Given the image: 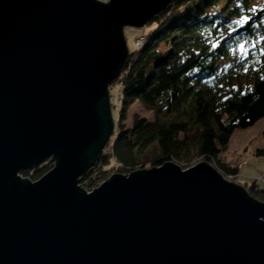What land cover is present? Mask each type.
<instances>
[{
  "label": "water",
  "instance_id": "95a60500",
  "mask_svg": "<svg viewBox=\"0 0 264 264\" xmlns=\"http://www.w3.org/2000/svg\"><path fill=\"white\" fill-rule=\"evenodd\" d=\"M173 1L0 0V264H264V202L206 162L80 185L115 135L125 30Z\"/></svg>",
  "mask_w": 264,
  "mask_h": 264
},
{
  "label": "trees",
  "instance_id": "16d2710c",
  "mask_svg": "<svg viewBox=\"0 0 264 264\" xmlns=\"http://www.w3.org/2000/svg\"><path fill=\"white\" fill-rule=\"evenodd\" d=\"M241 15L252 17L243 28L232 23ZM146 29L137 38L143 44L129 51L113 83L120 87L115 135L80 185L92 191L113 167L130 174L169 162L184 165L194 155L236 179L238 168L221 155L235 131L264 118V41L246 60L233 49L245 39L264 36V0H174ZM137 102L154 118H134L125 126L128 110ZM257 154L264 155V149ZM52 168L46 160L21 176L36 182ZM245 189L264 202V186L257 180Z\"/></svg>",
  "mask_w": 264,
  "mask_h": 264
},
{
  "label": "rangeland",
  "instance_id": "374dc122",
  "mask_svg": "<svg viewBox=\"0 0 264 264\" xmlns=\"http://www.w3.org/2000/svg\"><path fill=\"white\" fill-rule=\"evenodd\" d=\"M99 1L108 2L109 0H99ZM146 28L147 26L142 29L127 28L125 30V37L127 40L129 51L134 50V48L137 45V38L144 35L148 31ZM138 44L139 45H137V47L141 46L143 44V40L141 39V41H139ZM119 91H120V87L118 84L111 85L110 101H111V106L114 105L112 106V114L115 122V130L118 125L117 106L119 105L118 102V96L120 95ZM134 118H144L147 120H152L154 118V114L146 110L144 107H142L140 103L137 102L129 108L127 113V119L124 122V125L131 126ZM262 149H264V118L259 120L253 127L249 129L235 131V133L231 138L227 151L222 153L221 155V159L226 164L238 168L239 174L237 178L236 179H231L230 177L227 178L221 172L220 173L227 180L233 183H236L244 188L245 185L250 187L254 183V181L264 176V155L257 154L258 150H262ZM106 150L108 149L106 148ZM201 162H206L215 168L213 163L204 161L196 155L192 156L190 161L185 162L184 165L176 162H171V163L178 165L183 170H187ZM147 169L150 168L148 167ZM113 174H122V173L118 172L117 167H113L112 169H110L109 173L107 174L106 179L102 181L99 184V186H101L105 181H107ZM122 175H128V174H122Z\"/></svg>",
  "mask_w": 264,
  "mask_h": 264
},
{
  "label": "snow or ice",
  "instance_id": "6c2138e0",
  "mask_svg": "<svg viewBox=\"0 0 264 264\" xmlns=\"http://www.w3.org/2000/svg\"><path fill=\"white\" fill-rule=\"evenodd\" d=\"M249 11H255V8L250 9ZM251 19L252 17L249 15H241L239 19L233 20L232 23L240 28H243L245 25L249 24ZM231 31L235 32L236 28H231ZM261 41H264V36H260L259 39H254L251 41L245 39L244 42L237 44L236 48L233 49V53L235 54L237 51H239L241 57L246 60L248 55L251 53V50L256 49ZM260 54L264 55V48H260ZM261 78L264 79V76ZM225 99H228V97H225Z\"/></svg>",
  "mask_w": 264,
  "mask_h": 264
},
{
  "label": "built area",
  "instance_id": "2783aa9c",
  "mask_svg": "<svg viewBox=\"0 0 264 264\" xmlns=\"http://www.w3.org/2000/svg\"><path fill=\"white\" fill-rule=\"evenodd\" d=\"M137 45H139V44H137ZM231 178V177H230ZM232 179V178H231ZM257 182H258V184H261V185H263L264 186V176H262L261 178H259L258 180H257Z\"/></svg>",
  "mask_w": 264,
  "mask_h": 264
},
{
  "label": "bare ground",
  "instance_id": "6f19581e",
  "mask_svg": "<svg viewBox=\"0 0 264 264\" xmlns=\"http://www.w3.org/2000/svg\"><path fill=\"white\" fill-rule=\"evenodd\" d=\"M113 85V84H112ZM111 87V86H110ZM119 93H120V91H119ZM145 170V169H144ZM137 171V170H136ZM129 175V174H128ZM24 178V177H23ZM232 178V177H231ZM31 181V180H30ZM86 190V189H85ZM88 193H91V192H89V191H87Z\"/></svg>",
  "mask_w": 264,
  "mask_h": 264
}]
</instances>
